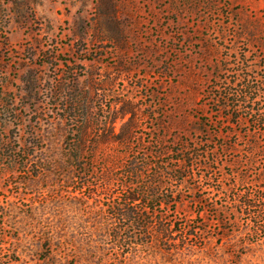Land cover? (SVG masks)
Returning <instances> with one entry per match:
<instances>
[{
	"label": "rangeland",
	"instance_id": "obj_1",
	"mask_svg": "<svg viewBox=\"0 0 264 264\" xmlns=\"http://www.w3.org/2000/svg\"><path fill=\"white\" fill-rule=\"evenodd\" d=\"M241 91L240 119L264 117V0H0V149L41 166L37 175L31 164H0V213L4 207L7 228L17 231L16 264H121L107 218L97 217L109 205L105 193L86 200L91 189L77 190L64 156L69 96L91 107V136L111 134L114 117L115 132L130 119L108 113L112 104L134 105L146 133L152 119L166 138H179L210 137L202 120L225 115L213 97ZM98 120L106 130L93 129ZM248 128L233 126L239 154ZM230 130L221 134L236 140ZM201 196L185 193L178 217H196ZM240 236L125 264H264V244L231 251Z\"/></svg>",
	"mask_w": 264,
	"mask_h": 264
},
{
	"label": "trees",
	"instance_id": "obj_2",
	"mask_svg": "<svg viewBox=\"0 0 264 264\" xmlns=\"http://www.w3.org/2000/svg\"><path fill=\"white\" fill-rule=\"evenodd\" d=\"M243 95L241 91L232 93L230 100L227 95L213 97L214 110L225 115L224 120H202L210 137L179 138H166L164 127L152 119L146 133L134 105L115 109L112 104L106 109L108 113L131 112L130 119L115 132L114 117L111 134L91 136V107L76 95L69 96L64 109L68 122L64 156L74 171L77 190L91 189L86 200L105 193L109 201L107 208L98 209L97 217L107 218L104 228L116 261L125 264L137 255L150 258L159 252L181 255L192 248L207 249L213 242L230 240L236 232L241 236L231 244L234 254L243 255L251 246L264 244V117L251 113V122L240 119L237 114L243 108ZM235 124H249L247 134L251 137L243 154H239L241 143L239 133L233 131ZM102 125L98 120L93 129L106 130ZM223 128H232L229 132L236 140L222 135ZM27 155L0 149V164L27 168L31 164ZM226 163L231 166L228 171H224ZM32 164L38 175L41 166ZM187 192H202L196 217L187 213L178 217ZM2 209L0 264H16L17 231L7 228L11 224ZM205 214L214 219L206 221Z\"/></svg>",
	"mask_w": 264,
	"mask_h": 264
}]
</instances>
